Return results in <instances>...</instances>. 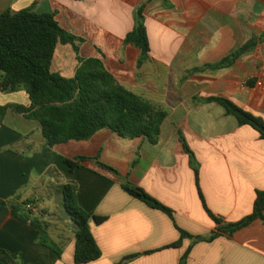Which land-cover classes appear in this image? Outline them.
Wrapping results in <instances>:
<instances>
[{"label": "crops", "instance_id": "obj_1", "mask_svg": "<svg viewBox=\"0 0 264 264\" xmlns=\"http://www.w3.org/2000/svg\"><path fill=\"white\" fill-rule=\"evenodd\" d=\"M141 6L151 52L139 69L140 50L125 38ZM29 7L55 13L63 29L84 39L76 43L80 56L102 59L120 84L163 108L167 118L156 144L103 129L89 140L49 148L38 121L9 109L0 122V199L31 201L62 255L38 243L35 222L0 209V248L7 251L0 261L76 264V224L62 193L75 182L81 208L105 218L90 222L103 256L88 264H118L133 255L126 264H264L261 220L231 236L197 239L217 230L209 212L225 224L239 222L264 191V140L223 106L205 101L227 98L264 120V42L228 68L183 79L189 70L217 63L263 35L264 0H0V13ZM62 46L52 69L72 78L77 53L72 44ZM29 103L23 90L0 89V106ZM181 136L194 153L198 176ZM11 145L16 149H8ZM78 156L97 158L120 177L95 160L71 171L64 160ZM123 182L146 190L172 209L174 219L129 195ZM27 209L22 205L19 212ZM181 230L192 237L182 238Z\"/></svg>", "mask_w": 264, "mask_h": 264}, {"label": "trees", "instance_id": "obj_2", "mask_svg": "<svg viewBox=\"0 0 264 264\" xmlns=\"http://www.w3.org/2000/svg\"><path fill=\"white\" fill-rule=\"evenodd\" d=\"M134 18V29L127 34L125 43L140 50L138 59L140 69L150 61L151 52L145 26L144 6L136 10ZM83 41V38L63 29L56 20L55 13H38L33 7L18 12L8 10L0 13V89L4 93L23 90L30 100L27 106L22 104L0 106V122L9 109L27 119L38 121L42 125L45 146L49 148L69 141L89 140L103 129H109L124 138L145 137L153 144L158 143L162 125L167 118L166 111L120 84L106 68L102 59L80 56L76 43ZM262 42L264 34L252 38L217 63L189 70L183 79L206 70L228 68ZM60 44H72L77 53L78 66L72 78L64 77L52 69L55 53ZM205 101L223 106L229 115L237 118L239 125L251 126L264 140V120L261 117L246 111L227 98L210 97ZM181 141L191 155V162L198 176L194 153L182 136ZM8 149H16V145H11ZM88 160H95L99 167L120 177L116 169L99 162L97 158L78 156L75 159L65 158L64 162L73 171ZM122 188L149 207L160 210L174 219L172 209L143 188L129 182H123ZM62 193L66 211L76 224L75 263L88 264L99 260L103 256V251L91 231L90 222L93 220L96 224H101L105 218L81 208L75 182L65 184ZM22 205L28 208L32 202L20 203L19 196L9 201L0 199V209H10L14 214L35 222L39 229L38 243L53 249L61 256L62 249L50 238L49 225L41 218L42 213L37 215L31 208L21 213L19 211ZM209 215L215 221L217 230L209 237L197 238L198 240L211 241L221 235L231 236L256 220L264 222V191L257 192L252 213L239 222L225 224L211 212ZM181 234L182 238L192 237L182 230ZM177 245H180V242L174 244ZM2 253L7 251L0 248V254ZM135 257L137 255L129 256L118 264H126ZM0 264L3 263L0 261Z\"/></svg>", "mask_w": 264, "mask_h": 264}, {"label": "rangeland", "instance_id": "obj_3", "mask_svg": "<svg viewBox=\"0 0 264 264\" xmlns=\"http://www.w3.org/2000/svg\"><path fill=\"white\" fill-rule=\"evenodd\" d=\"M68 48H70V47H68ZM62 50H64V49H63V46H62V45H59V47H58V52H57V55H56V56H59V55L61 54V51H62ZM66 50H68L69 53H70V49H66Z\"/></svg>", "mask_w": 264, "mask_h": 264}, {"label": "built area", "instance_id": "obj_4", "mask_svg": "<svg viewBox=\"0 0 264 264\" xmlns=\"http://www.w3.org/2000/svg\"><path fill=\"white\" fill-rule=\"evenodd\" d=\"M27 207H28V208H32V206H31V205H28Z\"/></svg>", "mask_w": 264, "mask_h": 264}]
</instances>
